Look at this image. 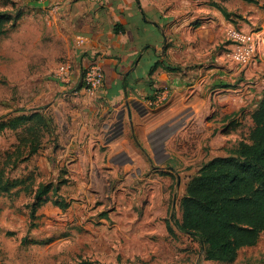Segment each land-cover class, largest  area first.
<instances>
[{
    "label": "crops",
    "instance_id": "1",
    "mask_svg": "<svg viewBox=\"0 0 264 264\" xmlns=\"http://www.w3.org/2000/svg\"><path fill=\"white\" fill-rule=\"evenodd\" d=\"M25 1L0 0V12L9 16L0 36V155L12 168L34 174L37 188L61 182L63 172L70 178L66 192L42 197L35 217H55L70 207L74 219H83L94 200L89 191L107 188L105 218L117 225L129 220L120 207L133 205L126 198L133 179L145 181L135 204L150 190V206L156 172L170 160L186 166L205 147L204 163L227 156L236 138L228 125L240 118L239 109H254L259 82L229 84L238 65L251 63L252 37L201 15L191 0H57L61 9L52 18L24 8ZM94 64L103 82L90 95L82 75ZM64 65L69 83L56 80L55 86L49 75ZM260 89L258 102L264 85ZM31 113L49 119L51 129L29 155L18 149L24 126L2 125ZM54 141L60 150L51 148ZM28 204L8 200L3 214L29 217ZM167 220L163 207L147 222L165 233Z\"/></svg>",
    "mask_w": 264,
    "mask_h": 264
},
{
    "label": "rangeland",
    "instance_id": "2",
    "mask_svg": "<svg viewBox=\"0 0 264 264\" xmlns=\"http://www.w3.org/2000/svg\"><path fill=\"white\" fill-rule=\"evenodd\" d=\"M191 1L201 15L219 20L220 24L231 25L248 40L251 37L254 39L251 63L238 65L235 77L229 82L237 88L244 87L251 80L259 82L252 99L254 111L261 92L260 86L264 85V0H255L256 3L245 0ZM29 2L31 0H26L22 4L24 8L29 6ZM235 44L240 46L242 42L239 39ZM48 79L55 86L59 84L53 72ZM252 85L255 86L254 83ZM239 114V119L227 121V123L230 122L227 128L236 135L235 142L232 140L231 146L226 148L227 155L234 151L239 143H250L249 133L253 127L252 113L245 112L243 107L237 112V115ZM49 128L51 129V126ZM49 144L53 150L62 148L55 141ZM194 159L196 160H192L186 166L175 159L170 160V163L157 170L153 190L155 195L151 201L154 203L150 206L145 204L150 201L148 195L150 190H146V197L141 198V203L135 204L142 195L137 187L145 181L133 179V185L129 186L131 189L126 192V198L133 199V205L120 207L126 210L129 220H123L124 222L121 220L122 223L116 225L115 219L109 221L105 218L109 211L107 209L111 208L104 205L109 192L107 188L89 191L94 200L89 203L86 209L90 208L89 213L83 219L80 217L77 220L74 219L75 216L70 207L55 217L34 216L32 220L28 216H22L21 213L18 217L4 215L6 201L24 199L32 204L35 202L37 193L42 191L45 185H39L37 188V178L34 174L29 176L19 166L12 168V161L6 162L5 156L0 155V263L264 264V233L260 235L255 246L240 249L233 262L223 263L205 260L204 249L200 242L175 226V221L181 220L180 202L185 195L188 181L197 174L199 166L209 160L208 147L203 148L200 155ZM5 163H7L6 166H4ZM63 174L61 182L50 184L49 198L57 197L59 188V192L61 189L67 191L65 187H68L66 185L70 178L67 172ZM57 201L59 202V198ZM61 201L63 202V199ZM71 205L73 206V203ZM67 206H69L68 203ZM163 207L167 209L168 220L166 232L160 233L156 225L148 224L147 221L149 215L153 216ZM96 209L99 210L95 212ZM116 209L120 210L113 206L111 211ZM132 213L136 215L135 218L131 216ZM171 216L174 217V221ZM142 235L147 237L140 238ZM132 236L139 238L132 239Z\"/></svg>",
    "mask_w": 264,
    "mask_h": 264
},
{
    "label": "trees",
    "instance_id": "3",
    "mask_svg": "<svg viewBox=\"0 0 264 264\" xmlns=\"http://www.w3.org/2000/svg\"><path fill=\"white\" fill-rule=\"evenodd\" d=\"M8 21V14L0 12V36ZM251 120L250 143L241 142L229 155L202 165L188 181L180 202L181 220L175 221V226L200 242L207 261L233 262L240 249L255 246L264 233V89ZM49 124L41 114L31 113L4 123L2 128L24 126L18 149H28L32 155L49 131ZM49 188L50 184L45 185L35 202L28 205L31 220ZM171 219L174 221L173 216Z\"/></svg>",
    "mask_w": 264,
    "mask_h": 264
},
{
    "label": "built area",
    "instance_id": "4",
    "mask_svg": "<svg viewBox=\"0 0 264 264\" xmlns=\"http://www.w3.org/2000/svg\"><path fill=\"white\" fill-rule=\"evenodd\" d=\"M29 7L47 18L56 16L61 9V5L57 0H31ZM239 39L241 42L243 41L240 37L237 38V41ZM54 78L63 84L69 83L70 68L64 65L60 72L54 73ZM102 82L103 73L98 65H90L83 71L82 85L88 94L94 95L96 90L101 87Z\"/></svg>",
    "mask_w": 264,
    "mask_h": 264
}]
</instances>
